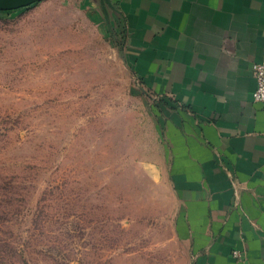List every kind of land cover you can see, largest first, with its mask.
<instances>
[{
	"label": "rangeland",
	"instance_id": "374dc122",
	"mask_svg": "<svg viewBox=\"0 0 264 264\" xmlns=\"http://www.w3.org/2000/svg\"><path fill=\"white\" fill-rule=\"evenodd\" d=\"M77 3L0 11V264H194L156 94Z\"/></svg>",
	"mask_w": 264,
	"mask_h": 264
},
{
	"label": "crops",
	"instance_id": "0c3cea01",
	"mask_svg": "<svg viewBox=\"0 0 264 264\" xmlns=\"http://www.w3.org/2000/svg\"><path fill=\"white\" fill-rule=\"evenodd\" d=\"M69 1L108 28L122 22L127 61L157 97L194 264H264V104L252 72L264 60V0Z\"/></svg>",
	"mask_w": 264,
	"mask_h": 264
},
{
	"label": "built area",
	"instance_id": "2783aa9c",
	"mask_svg": "<svg viewBox=\"0 0 264 264\" xmlns=\"http://www.w3.org/2000/svg\"><path fill=\"white\" fill-rule=\"evenodd\" d=\"M252 72L257 81V88L254 93V100L257 103L264 104V60L258 63H254L252 65ZM233 256L236 259H240L242 257L241 253L237 250L233 252Z\"/></svg>",
	"mask_w": 264,
	"mask_h": 264
},
{
	"label": "water",
	"instance_id": "95a60500",
	"mask_svg": "<svg viewBox=\"0 0 264 264\" xmlns=\"http://www.w3.org/2000/svg\"><path fill=\"white\" fill-rule=\"evenodd\" d=\"M45 0H0V11H13L32 6ZM103 4H109L108 0H102ZM105 10V6H104ZM107 16V15H106ZM108 18V17H106ZM109 24L110 31L114 32L115 28Z\"/></svg>",
	"mask_w": 264,
	"mask_h": 264
},
{
	"label": "trees",
	"instance_id": "16d2710c",
	"mask_svg": "<svg viewBox=\"0 0 264 264\" xmlns=\"http://www.w3.org/2000/svg\"><path fill=\"white\" fill-rule=\"evenodd\" d=\"M118 28H119V25H118ZM117 31V30H116ZM121 31H122V28H121ZM122 35H123V31H122Z\"/></svg>",
	"mask_w": 264,
	"mask_h": 264
}]
</instances>
